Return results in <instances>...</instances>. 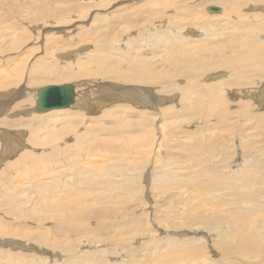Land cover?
I'll return each mask as SVG.
<instances>
[{"label":"rangeland","instance_id":"obj_1","mask_svg":"<svg viewBox=\"0 0 264 264\" xmlns=\"http://www.w3.org/2000/svg\"><path fill=\"white\" fill-rule=\"evenodd\" d=\"M1 75L0 264H264V0H0Z\"/></svg>","mask_w":264,"mask_h":264},{"label":"bare ground","instance_id":"obj_2","mask_svg":"<svg viewBox=\"0 0 264 264\" xmlns=\"http://www.w3.org/2000/svg\"><path fill=\"white\" fill-rule=\"evenodd\" d=\"M218 4V3H217ZM227 8V7H226ZM231 13H232V10H231ZM256 55H258V54H261V52H257V53H255ZM255 54H252V55H255ZM173 56H176V58H174ZM185 58H186V55L185 54H183L182 53V55H181V53H180V55L179 54H177V53H175V52H173L172 53V56H170V58H169V60H170V62L171 63H173V62H176L177 60H184L185 61ZM261 63H262V60H261ZM260 64V63H259ZM257 66H258V64H257ZM261 66H262V64H261ZM143 68H145V66H142ZM141 67V68H142ZM59 70V71H54V70ZM137 69H138V67H137ZM261 69V68H260ZM263 69V68H262ZM153 70V69H152ZM147 71H149V70H147ZM262 71V70H261ZM108 74H109V76H112V74H116V75H113L112 77L113 78H115L116 76V78H118V79H124V77H123V75L122 74H120V73H118L117 71H114L113 69H108ZM151 73V72H150ZM153 73V72H152ZM151 73V74H152ZM104 74V73H103ZM49 75H53V76H55V77H57L56 79H54L55 81H58V82H64V81H66V79H68L67 81H70L69 79H70V77H71V74L70 73H68V72H66V71H64V73L63 74H60V68L59 67H53V68H49ZM107 75V74H106ZM149 75V74H148ZM147 75V77L148 78H150L151 76H148ZM167 77H169V75H166ZM1 77L3 78V79H5V80H3L2 78V80H1V82H0V87L3 85L4 87H6L8 84L7 83H9V81H6V80H9L8 78H7V76H5V75H1ZM7 78V79H6ZM133 77H131V79H132ZM135 79V78H134ZM152 79H153V76H152ZM141 80V79H140ZM5 82H7V83H5ZM41 84V83H40ZM60 84H64V83H60ZM73 84V83H72ZM47 85H49V84H47ZM74 85V84H73ZM102 85V84H101ZM106 85V84H105ZM44 86H46V85H44ZM44 86H41V87H39L38 89H37V92H38V90L40 89V88H42V87H44ZM111 86L112 85H106V86H99V92H100V95H98V97L96 98L97 100H98V98H99V100L101 99V100H103V99H105V98H108V99H118L119 97H123V96H126L125 95V93L123 94V93H119V91L117 90V89H119V88H117V87H112V88H114V91H112L111 90ZM116 86V85H115ZM74 87H75V85H74ZM121 87V86H120ZM137 88V87H136ZM125 91V90H124ZM262 91H264V90H262ZM35 94H32L31 95V105L34 103V107H33V109H34V112H36V113H39V114H37V116H38V118L37 119H41V117H44L45 119L44 120H42V121H40L41 123H39L40 124V126H41V133H42V138H44V139H48L47 140V142L46 143H52V142H55V141H57V140H59L61 137H62V135L60 134V129L62 128H60L59 130H58V127L57 126H59V124H60V126H62L65 122H69V123H71V124H76L77 123V121H76V123L74 122L75 120H73V119H71L72 117L71 116H69V115H72V114H77L76 112L74 113V112H71V111H69V110H60L59 111V109H58V111L56 112H51L50 114H48V115H46V116H39L40 115V112H42V111H38L37 109H36V104H37V99H38V95L37 96H34ZM131 95V94H130ZM77 96H76V87H75V98H76ZM134 97H136V96H134ZM22 98V97H21ZM25 97H23V100H22V102H21V104L23 105L22 107H21V110H22V108H26L27 106H29V105H27V103H26V101H25V99H24ZM124 99H129V97L128 98H124ZM27 100H29V98L27 99ZM76 100V99H75ZM74 100V101H75ZM135 101H137L138 103H140V104H147V103H144V102H142V100H135ZM9 102V101H8ZM74 103V102H73ZM72 103V104H73ZM71 104V105H72ZM7 105V104H6ZM70 105V106H71ZM78 105H80L79 103L77 104V106ZM8 106V105H7ZM17 107V106H16ZM79 107V106H78ZM1 108V107H0ZM3 108V110L4 111H7V109H9V108H7L5 105L2 107ZM28 109V108H27ZM26 109V111H28ZM62 109V108H61ZM64 109V108H63ZM25 110V109H24ZM32 110V109H31ZM53 110V109H52ZM25 111V112H26ZM43 112H46V111H43ZM31 113H33V112H31ZM79 114V113H78ZM45 115V114H44ZM33 116H34V114H33ZM66 116H69V117H71V118H65L64 119V117H66ZM76 116V115H75ZM35 117V116H34ZM78 119V118H77ZM79 121V120H78ZM23 122V120H18L16 123H22ZM36 122V121H35ZM6 125H7V127H15V124H14V122H13V120H9V122H7L6 123ZM21 125H23V124H21ZM37 125V124H36ZM38 127V126H37ZM4 131V130H3ZM30 131L32 132V133H30V136H29V138H35L36 136H38V133H40V132H36V131H34L33 129H30ZM65 132V131H64ZM62 133H63V131H62ZM4 134L5 135H7L8 137H9V135H11V133H10V131H8V130H6V131H4ZM41 135V134H40ZM39 135V136H40ZM3 136V135H2ZM13 136V137H12ZM10 140H16V141H19V136H16V135H11V137L8 139V140H6V142L7 141H10ZM31 140V139H30ZM44 142H42L41 144H43ZM40 144V145H41ZM60 150V149H59ZM77 154V153H76ZM72 157V156H71ZM84 158V157H83ZM243 169V168H242ZM83 170V169H82ZM247 171V170H246ZM249 171V170H248ZM242 172H244V170L242 171ZM252 174V173H251ZM235 176V175H234ZM233 176V177H234ZM238 177H239V173H238ZM249 177H250V174L248 173V172H246V173H241V178H242V180L243 181H245V182H249ZM240 178V177H239ZM235 179V177L233 178V180ZM253 179H254V177H253ZM242 181V183H245V182H243ZM233 182H235V181H233ZM238 182V181H237ZM236 182V183H237ZM240 182V181H239ZM251 182V181H250ZM241 183V182H240ZM239 183V184H240ZM241 183V184H242ZM256 183V182H255ZM238 184V183H237ZM245 185V184H244ZM248 186V185H247ZM250 186L251 185H249V188H250ZM253 187H254V185H252ZM251 186V187H252ZM213 218V217H212ZM234 236V235H233ZM238 236V235H237ZM171 240V239H170ZM171 242V241H170ZM253 244V243H252ZM240 245V244H239ZM248 246H250V249H251V252L253 253H256V254H258L259 252H261L262 254H264L263 253V251H261V250H257V249H253V248H251V247H253L252 245H249L248 243H244V248L243 249H247L248 248ZM256 246H258V245H256ZM262 249V248H261Z\"/></svg>","mask_w":264,"mask_h":264},{"label":"water","instance_id":"obj_3","mask_svg":"<svg viewBox=\"0 0 264 264\" xmlns=\"http://www.w3.org/2000/svg\"><path fill=\"white\" fill-rule=\"evenodd\" d=\"M211 10L218 11V8ZM74 85L72 83L49 84L40 88L37 92L36 109L43 112L69 107L75 100Z\"/></svg>","mask_w":264,"mask_h":264}]
</instances>
